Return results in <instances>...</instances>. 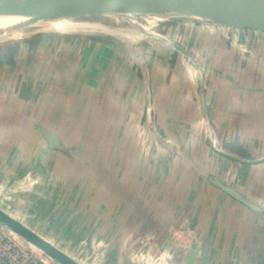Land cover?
<instances>
[{"label": "crops", "instance_id": "0c3cea01", "mask_svg": "<svg viewBox=\"0 0 264 264\" xmlns=\"http://www.w3.org/2000/svg\"><path fill=\"white\" fill-rule=\"evenodd\" d=\"M246 36L214 52L195 41L146 51L135 77L110 62L86 102L92 82L72 60L59 114L0 91L2 207L58 248L64 233L103 243L107 259L148 264L186 224L191 264H264V37ZM16 60L0 71L10 87L27 81Z\"/></svg>", "mask_w": 264, "mask_h": 264}, {"label": "rangeland", "instance_id": "374dc122", "mask_svg": "<svg viewBox=\"0 0 264 264\" xmlns=\"http://www.w3.org/2000/svg\"><path fill=\"white\" fill-rule=\"evenodd\" d=\"M111 3V0H107L108 5ZM92 4L93 2L89 1L83 5L81 10L74 11L70 15L60 14L26 21L20 20L19 23L22 24L15 23L5 28L4 32L0 33V71L7 70L9 66L14 65V61L18 58L23 65L27 64V81H25L27 86L20 87L22 83H25L23 80L18 81L16 86H13L14 81L11 82V87L0 80L1 93L10 90L12 94L16 92L19 94V99L27 105L52 103V114H59L55 111L56 104L59 107L62 102L61 105H64L66 109L63 112H67V109L71 107V105L69 107L70 100L66 96V88H68L66 85L73 73L72 60L84 64L79 75L85 79V82L88 83L87 79L92 82L89 89L85 91L87 95L82 96V101L86 102L89 93L91 95L97 89V84L99 88H102L105 80L109 78V73H104V68L109 67L110 62L111 65L114 63L117 67L120 65L123 70L127 65V75L135 77L143 73L141 69L146 71L149 61L148 55L144 56L146 51L170 50L171 48L182 51L185 47L189 48V41H195V49L205 47L209 42L210 50L214 52L220 43L231 44L238 39L246 43L249 38L246 36L247 33H252L253 38L256 37L255 35L264 37V30L243 25L208 24L209 22L203 21L204 24L199 23L202 20L184 17L180 19L198 22L170 20L183 15L167 8L155 13L110 12V8L107 11H94L91 9ZM20 15V18L24 17L22 13ZM52 25L63 29L89 30L58 32L50 28ZM261 38H258V46L262 45ZM50 63L52 71H45V67L50 68ZM59 65L63 69L61 72H63L66 86L64 90L59 87L63 82L56 78V66ZM20 71L23 69L21 68ZM60 89L63 92L60 93ZM73 90L77 91L78 88ZM64 115L63 119H66L68 114ZM8 179L6 161L0 158V207L7 210L6 212H10V209L2 206L6 205L10 198ZM173 233L177 240L171 244V248L169 247L171 250L167 252L168 255L165 254L164 248H161L159 253L149 261L151 264H185L188 261L189 250L186 246L189 244V237L181 233L180 228H175ZM12 237L20 247L31 249L41 261L47 264H57L17 234H13ZM52 241L80 264H135L130 253H126L123 257L115 255L107 259L105 251L102 250L103 243L101 247H96L93 239L78 241L64 233L59 239L53 237ZM178 249H180V254L174 257L173 252Z\"/></svg>", "mask_w": 264, "mask_h": 264}, {"label": "bare ground", "instance_id": "6f19581e", "mask_svg": "<svg viewBox=\"0 0 264 264\" xmlns=\"http://www.w3.org/2000/svg\"><path fill=\"white\" fill-rule=\"evenodd\" d=\"M89 1L93 2L91 9L94 11H107L110 8V12L155 13L167 8L183 15L170 20H181L180 18L183 17L196 18L202 22L206 21L205 23L243 25L264 30V0H111L110 5L107 4V0H7L0 5V33L4 32L5 28L19 23L20 20L26 21L60 14L70 15L74 11L81 10L83 5ZM20 13L24 15L23 18H20ZM50 28L58 32L89 30L63 29L57 25H52ZM168 244L171 245L169 240L164 246L167 255V252L171 250ZM179 250L173 252L174 257L180 254Z\"/></svg>", "mask_w": 264, "mask_h": 264}, {"label": "water", "instance_id": "95a60500", "mask_svg": "<svg viewBox=\"0 0 264 264\" xmlns=\"http://www.w3.org/2000/svg\"><path fill=\"white\" fill-rule=\"evenodd\" d=\"M7 0H0V5ZM0 223L9 228L14 234L25 239L29 244L41 250L46 256L50 257L57 264H80L70 255L55 246L53 243L34 232L21 221L0 207ZM171 244L174 241H170ZM176 242V241H175ZM170 244V243H169ZM168 244V246H169ZM177 244V243H176ZM165 246V245H164ZM195 259V254L191 255L185 264H191Z\"/></svg>", "mask_w": 264, "mask_h": 264}, {"label": "built area", "instance_id": "2783aa9c", "mask_svg": "<svg viewBox=\"0 0 264 264\" xmlns=\"http://www.w3.org/2000/svg\"><path fill=\"white\" fill-rule=\"evenodd\" d=\"M180 229L181 233L189 237V225L185 224ZM13 234L9 228L0 223V264H47L38 259L31 249L20 247L13 239ZM169 237V242L177 240L174 233ZM183 243L186 245L185 242Z\"/></svg>", "mask_w": 264, "mask_h": 264}]
</instances>
